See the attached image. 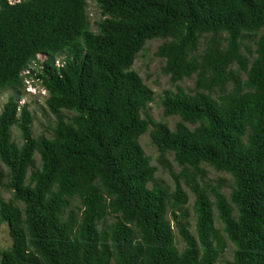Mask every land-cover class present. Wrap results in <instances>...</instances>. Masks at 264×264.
Listing matches in <instances>:
<instances>
[{"label":"trees","instance_id":"16d2710c","mask_svg":"<svg viewBox=\"0 0 264 264\" xmlns=\"http://www.w3.org/2000/svg\"><path fill=\"white\" fill-rule=\"evenodd\" d=\"M97 4L94 30L88 0H0V93H20L36 72L56 117L34 135L16 95L0 111V185L11 195L0 194V225L12 240L0 264H216L228 242L227 264H264V0ZM154 38L173 85L195 76L193 88L159 96L180 117L174 128L142 115L154 91L132 67ZM40 53L48 58L31 68ZM148 131L162 164L172 152L181 166L170 169L173 190L154 178L139 140ZM202 163L232 176L229 196Z\"/></svg>","mask_w":264,"mask_h":264},{"label":"rangeland","instance_id":"374dc122","mask_svg":"<svg viewBox=\"0 0 264 264\" xmlns=\"http://www.w3.org/2000/svg\"><path fill=\"white\" fill-rule=\"evenodd\" d=\"M88 13L91 19L92 29L96 30V22L99 20V17L101 15L97 0H88ZM256 39V37H252L245 40L247 46L244 49V53L250 57H253L254 55ZM161 43V38H154L148 40L144 48L138 53L132 68L140 73L145 83L154 91V98L142 110V115L147 116L146 114H148L149 116L153 117L156 121H165L168 123L170 128H174L176 122L180 120V117L178 115H165L163 113V107L160 103L159 96L162 94L164 89L172 88L173 90H176V85H180L184 88H193L195 83V76L185 78L182 81L177 82L176 85H173L171 83L169 75L164 74L162 71L165 59L160 56H157L156 54L158 46ZM249 48L252 51V54L249 53ZM47 58V54H38L37 59L39 60V62L32 63L30 67H42L43 62ZM55 63L57 65H60L61 57H58ZM23 73L27 74L29 73V70H24ZM35 73L36 72L31 73V75L29 76H26L25 88L22 89L20 93H17L13 89H6L0 93V111L2 110L4 103L8 101L9 97L11 95H16L21 104H28L29 109L33 114L34 119L32 123V130L34 135H39L41 133L49 134L51 131V125H53L54 121L56 120V117L50 112L46 104V99L49 96V93L43 87L41 82L35 77ZM189 126L191 128L194 127V125ZM12 138L18 144H21L22 138L20 136V131L15 126L12 128ZM139 140L143 146L145 153L150 157V162L157 166V171L154 175L155 180L161 185H166L170 188V190H173L175 184L173 177L170 174V169L175 172H179L181 166H179L174 161L172 152H167L165 154V158L171 162V166L169 168L162 164L160 152L153 143L149 131L141 135ZM36 158L39 161L38 155H36ZM201 166L206 170V181L214 185L220 184L222 192L226 196H229L231 187L233 185L232 176L226 171L217 170L207 163H202ZM1 168L4 171L6 170L3 164H1ZM148 185L152 186V182H149ZM182 187L185 189L188 195V200L185 204V208L187 209L189 215L188 217L190 222V230L194 232L195 214L193 209V203L195 196L194 193L184 182H182ZM0 194H2L6 199L11 196L10 193L8 191H5L1 185ZM212 199L214 200L213 196ZM215 211L217 212V210ZM112 220H114V216L112 214L108 215L107 221L111 222ZM216 224L219 227L222 226L220 222H216ZM174 231L176 234V240L178 241V246L182 248L184 243L180 241L179 233L176 228H174ZM11 242L12 240L9 233V227L6 223H3L0 225V249L9 246ZM233 249L234 245L231 242H228L227 247L225 248L223 254L221 255L220 259L217 261L216 264H227V262L232 259Z\"/></svg>","mask_w":264,"mask_h":264}]
</instances>
